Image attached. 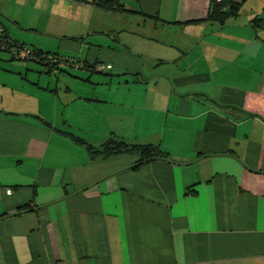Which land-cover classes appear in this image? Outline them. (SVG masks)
<instances>
[{"label":"crops","instance_id":"obj_1","mask_svg":"<svg viewBox=\"0 0 264 264\" xmlns=\"http://www.w3.org/2000/svg\"><path fill=\"white\" fill-rule=\"evenodd\" d=\"M25 1L0 0L9 38L85 64L0 53V264H264V0L224 24L210 0ZM112 138L168 157L91 155Z\"/></svg>","mask_w":264,"mask_h":264},{"label":"trees","instance_id":"obj_2","mask_svg":"<svg viewBox=\"0 0 264 264\" xmlns=\"http://www.w3.org/2000/svg\"><path fill=\"white\" fill-rule=\"evenodd\" d=\"M74 1H78L81 3H89L104 10H112L121 13L126 11L121 2L122 0H74ZM241 6H242V2L236 0H210L209 10L207 12L206 19L211 21H216L219 24H224V22L228 18L238 16ZM1 29H2V36L7 41V46H10L14 43H19L11 40L8 34L5 32V30L2 27ZM6 49L7 48H3L0 50L6 51ZM32 49L35 51L36 58L30 60H34L39 64L46 66L47 68H49V70H58V69L67 70V68L72 67L75 62H80L81 63L80 67L84 66L85 64V62H81L78 59L75 60L65 55H60L57 52H44L42 50L33 47ZM49 54L59 55L60 57L65 58L67 60L66 61L67 63L63 66L48 64L47 59ZM11 58L15 59L14 57ZM88 149L91 152L92 156H102V157H109L111 155H115L118 153L138 152L139 158L132 165V168H138L143 163L149 162L153 159H158V158L167 159L168 157L166 153L162 152L155 145L128 143L125 140L116 139V138L106 140L104 143L101 144L99 148H96L91 144H88Z\"/></svg>","mask_w":264,"mask_h":264},{"label":"rangeland","instance_id":"obj_3","mask_svg":"<svg viewBox=\"0 0 264 264\" xmlns=\"http://www.w3.org/2000/svg\"><path fill=\"white\" fill-rule=\"evenodd\" d=\"M34 2H36L35 3V6H33L32 1H31V3H27V1H25L24 4L20 6V8H22L23 12L26 15H27V11H29L28 17L30 18V20L31 19H35V20L40 21V22L48 21L49 19L51 21H53V20H59V18L57 16H55L54 14H51V11L49 10L50 9L49 0H35ZM35 7H36V10H33L32 11L31 8H35ZM33 12H35L34 16L31 15ZM26 15H25V17H26ZM45 35H47V34L39 33L37 35V38L40 39V40H47V39L50 38V37H47ZM32 36H35V35H32ZM40 40L38 42L34 41L33 43H35L36 45H42V47H44V48L45 47L51 48L54 45V44L51 43V41L48 42V43H44V42H42ZM35 44H24V45L32 48L33 46H35ZM36 47H38V46H36ZM0 53L2 55L7 56L8 58H11L10 53L7 52V51H5V50H0ZM58 53L60 55H65V56L70 57V58H73L75 60L78 59L75 56H69L67 54H62L60 52H58ZM12 61H14V62H21V63H28V64H31V63L34 64L36 62L34 60H21V59H13ZM73 68H75V67L74 66L69 67V69H73ZM75 69H78V68H75Z\"/></svg>","mask_w":264,"mask_h":264},{"label":"built area","instance_id":"obj_4","mask_svg":"<svg viewBox=\"0 0 264 264\" xmlns=\"http://www.w3.org/2000/svg\"><path fill=\"white\" fill-rule=\"evenodd\" d=\"M7 48L6 51L10 53L11 57H14L15 59H21V60H30L33 58H36L35 51L20 43H14L10 46H7V41L2 36V29L0 28V49ZM67 60L63 57H60L59 55L49 54L47 62L48 64L57 65V66H63L67 62ZM75 68H79L81 66L80 62H75L73 64ZM95 67L99 70L104 68V65L102 64H96ZM8 193L11 192L10 189L7 190Z\"/></svg>","mask_w":264,"mask_h":264}]
</instances>
